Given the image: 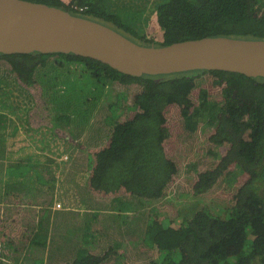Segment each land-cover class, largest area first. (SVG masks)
<instances>
[{
	"label": "trees",
	"instance_id": "1",
	"mask_svg": "<svg viewBox=\"0 0 264 264\" xmlns=\"http://www.w3.org/2000/svg\"><path fill=\"white\" fill-rule=\"evenodd\" d=\"M24 1L144 45L264 39V0ZM2 95L0 264H264V77L132 75L71 52L0 53ZM8 108L64 139L60 178Z\"/></svg>",
	"mask_w": 264,
	"mask_h": 264
},
{
	"label": "water",
	"instance_id": "2",
	"mask_svg": "<svg viewBox=\"0 0 264 264\" xmlns=\"http://www.w3.org/2000/svg\"><path fill=\"white\" fill-rule=\"evenodd\" d=\"M32 51L71 52L132 75L215 69L264 77V39L205 36L165 46L144 45L58 7L0 0V53Z\"/></svg>",
	"mask_w": 264,
	"mask_h": 264
},
{
	"label": "rangeland",
	"instance_id": "3",
	"mask_svg": "<svg viewBox=\"0 0 264 264\" xmlns=\"http://www.w3.org/2000/svg\"><path fill=\"white\" fill-rule=\"evenodd\" d=\"M132 0H124L123 2H131ZM150 1H154V0H150ZM157 1V0H156ZM133 3V1H132ZM153 8L152 5L148 6V9L145 12V16L149 15V20L155 17V12L151 11ZM154 12V13H153ZM140 27L145 28V23H143V21L140 20L139 23ZM8 95V94H7ZM0 97H4V95L0 96ZM15 102V101H14ZM215 110V109H213ZM207 109H205L203 111V115L202 116H208L209 114H211V112L209 111L208 114ZM15 112V113H14ZM7 115V117L14 121V123L17 124L20 123V121H22L23 126L20 128H24L25 122L23 120L24 116H22V110L19 111V109L17 111H15L12 108H8L5 112H3ZM115 113V112H114ZM23 117V118H22ZM20 135L23 136V138H25V140L29 143L31 142L30 146H33L37 152H43L49 156H51L53 158V163H52V170L55 172V175L60 178L61 176V170H62V166L64 165L65 162H67L68 160V155L64 152L63 150V145H64V139L57 136L56 134H54L52 131L42 128L41 130H37L35 133L29 132V131H23V130H19ZM30 168V166L27 167H23L22 169H19L20 173H26L28 171V169ZM187 168L189 169L190 166H187ZM6 246L5 244H2L1 247ZM5 251L7 252H11V249L9 247H5Z\"/></svg>",
	"mask_w": 264,
	"mask_h": 264
},
{
	"label": "clouds",
	"instance_id": "4",
	"mask_svg": "<svg viewBox=\"0 0 264 264\" xmlns=\"http://www.w3.org/2000/svg\"><path fill=\"white\" fill-rule=\"evenodd\" d=\"M80 11H83L84 10V8H78ZM15 111H17V110H15ZM19 111H21V110H19ZM15 113V112H14ZM22 113H23V111H22ZM22 116H24V118H23V120H24V122H25V125H24V128H20V127H22L23 126V124H22V121H20V123H18L17 124V122H16V129H17V131H18V129L21 131V130H23V131H29V132H32V133H35L37 130H41L42 128H45V127H39V128H37V129H35V128H32L28 123H27V119H26V117H25V115H24V113L22 114ZM45 129H47V128H45ZM18 133H19V131H18ZM30 144H31V142H29ZM28 143V144H29ZM29 144V145H30ZM32 148H34L33 146H31ZM35 149V148H34ZM35 151H36V149H35ZM37 152V151H36ZM41 153H43V152H41ZM49 156V155H48ZM51 157V156H50Z\"/></svg>",
	"mask_w": 264,
	"mask_h": 264
},
{
	"label": "crops",
	"instance_id": "5",
	"mask_svg": "<svg viewBox=\"0 0 264 264\" xmlns=\"http://www.w3.org/2000/svg\"><path fill=\"white\" fill-rule=\"evenodd\" d=\"M22 136V135H21ZM23 137V136H22Z\"/></svg>",
	"mask_w": 264,
	"mask_h": 264
}]
</instances>
